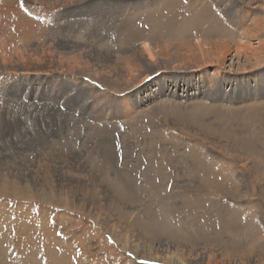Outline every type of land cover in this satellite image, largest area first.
<instances>
[{"label": "rangeland", "instance_id": "obj_1", "mask_svg": "<svg viewBox=\"0 0 264 264\" xmlns=\"http://www.w3.org/2000/svg\"><path fill=\"white\" fill-rule=\"evenodd\" d=\"M256 1L231 0L230 3L237 5L236 10L247 12L248 5L252 2L264 6V0ZM59 5V0H0V58L6 64L1 67L10 69L8 65L11 61V64L17 62L23 67V71L26 69L22 75L10 72L2 76L0 107L13 110V116L18 108L27 116L28 111H34L43 103L49 104L35 98L33 94L49 91V82L55 80L52 71L55 68L53 58L57 55L55 43L86 45L89 40L83 38L88 37L95 41V45L100 43L103 44L102 47L112 49V45L105 43V39L102 40L99 35L107 26L105 22L91 23L84 34L77 33L75 41L68 39L70 31L59 28L60 32L58 26L74 20H68V11L64 17L59 15L58 9L62 11L61 8H64ZM171 8L176 9L171 11L162 8L156 11L154 7L137 13L126 24L131 27V30L127 29L128 34L132 33L131 38L156 39V45L160 41L181 44L179 35L173 29L192 20L190 25L194 24L193 21L198 23L188 28L184 26V41L218 39L217 42H227L234 55L241 45H256L253 38L246 40L245 35L236 29L233 19H223L220 7L214 5L212 0H177ZM252 12L248 13L247 21L250 23L258 18L260 26L264 27V15L261 11ZM31 13L34 14L33 18ZM94 17L95 15L92 18ZM213 22L221 26L222 35L212 38L209 36L213 31L210 28L215 25ZM96 29L101 31L97 33ZM90 31L92 32L89 33ZM118 32L114 30L112 38L115 39L114 48L119 50V45L124 43L122 35L127 33ZM204 35L208 37H203ZM187 36L190 37L186 38ZM138 42H135L136 45ZM141 43L140 41L139 44ZM69 50L71 51H66ZM251 55L240 56L238 60L231 59L229 68H243L249 77L261 76L264 71V56L261 54V59L254 60L255 56ZM245 76L243 74L242 78ZM45 81L47 84L38 87L37 84ZM7 86H10L11 93L17 87L20 93L18 99H11V94L6 95ZM54 93L51 94L53 104L59 109L58 114L66 115L71 133L62 141L64 147L61 154L73 152L75 166L81 168L79 163L86 160L88 170L78 171L68 166L53 178L54 175L50 173L52 177L42 164L49 166L57 161L55 156L48 152L31 154L24 146L23 138L15 140L17 149L7 153L13 169L22 174L28 173L31 177L43 178L49 174L46 181L48 186L35 189L36 184L5 173L9 161L0 164V264H165L143 259L141 253H134L127 247L122 248L123 240H119L118 236L123 231L129 233L127 243L132 240L133 245L137 238L145 243H155L163 238L173 244H178V241L188 242L196 249L211 242L223 244L225 248L238 243L240 250L244 247L242 254L248 251L252 253L257 249L256 244L249 246L250 238L247 234L253 230L257 237L264 236V227L259 224L258 215L264 208V199L250 195L244 199L241 193L244 191V182L264 184V99L255 97L254 101L249 102L239 99L237 104H214L204 99L188 102L163 98L154 105L141 109L129 121L117 120L118 124L112 126L113 123H106L107 119L103 123L96 118L88 119L81 114L79 104L78 107L63 105L60 109L61 97L57 94L54 98ZM25 94L31 103H27L29 101ZM58 114L56 116L60 117ZM174 120L193 126L198 134H185L180 131L181 128L176 130L170 125ZM104 123L106 124L103 125ZM77 152L82 155L80 159L76 156ZM45 155L51 157L50 161ZM30 162H34L33 165ZM112 165L114 169L109 170ZM93 173H98L97 184L91 182ZM70 176L91 185V189L82 192L85 207L87 203H95L97 199H101L104 204L105 198L101 191H107L114 184L118 187L129 184L126 192L114 187L118 195L110 198L109 208L114 211L112 219L121 221L118 236L114 235L115 232L109 226L103 227L95 219L73 209L71 196L56 186L61 182L68 184ZM224 177L230 178L231 182L227 185L229 188L221 184L218 188L217 182H222ZM238 183L239 192L231 191L232 185ZM150 186L154 190H150ZM195 186L203 191L202 194L191 191ZM225 188L231 192L230 195H220ZM216 189L220 191L217 192ZM91 190L97 196L92 197ZM74 195L76 198L80 197L78 191ZM129 196H134L135 199L127 198ZM93 209L99 210L96 207ZM238 235L240 238L242 236L241 241L235 238ZM244 242H248V245H244ZM262 249L264 252V247ZM232 250L237 252V249Z\"/></svg>", "mask_w": 264, "mask_h": 264}, {"label": "bare ground", "instance_id": "obj_2", "mask_svg": "<svg viewBox=\"0 0 264 264\" xmlns=\"http://www.w3.org/2000/svg\"><path fill=\"white\" fill-rule=\"evenodd\" d=\"M59 1L62 5H59V7H64L61 8L63 9L62 11H59L57 8L59 15L64 17L66 11H68V20H74L72 22H66V24L58 26V29L60 28L62 31H70V34H68V39L75 41V38L78 36L79 32L84 34L85 29H88V25L91 23L105 22L104 24H107V26L106 28L104 27V31L99 33L102 27L99 30H96L98 31L97 33L101 35V39H105V43L110 44V46L112 45V49L109 47H102L103 44L100 43L95 45V41L93 39H88V37L83 38L85 40H89V44L86 45H70V43L65 42L61 44L55 43L57 55H55L56 59L53 58V66H55V68L52 70L55 80H51V82H49L51 83V89L49 91H46L43 94H33L35 98L42 99L45 102H49V104L43 103L40 107L35 108L34 111H28V117L25 116V114L19 108L17 109L15 116H13V110H9L7 107H0V151H3L0 152V164L8 163L9 161L10 164L6 165L7 170L5 173H8L11 176L17 177L19 179L21 178L26 182H32L33 185L36 184L35 189L48 186L46 181L50 173L54 175L53 177L50 174L53 178H55L57 175H60L63 172V169H67L68 166H71L78 171H85L88 170L87 166L89 165L88 164L86 166L88 162L86 160L81 161L83 159L82 158L80 160L81 162L79 163L81 168L78 166L76 167L74 164L75 162H73V152H67L65 155L61 154L62 148L64 147L62 146V141L68 136V134L71 133L69 132V123L66 121V115L58 114L59 109L53 104V97L51 94L54 92V98L57 94L59 97H61L60 101L63 104L60 102V109H62L63 105L68 107L72 104V106L76 105L78 107L79 104V106H81V114H84L88 119L94 120V118H96L102 123L105 121L104 119H107L106 123H113L112 126H114V124H118L117 120L129 121L141 109L152 106L163 98H166V100L174 99L175 101L183 100L188 102H192L193 99H195V101L196 99H204L208 103L213 102L214 104H237L239 99H241L243 102H249L251 100L254 101L255 97L264 99V71L259 77H249L243 68H229V66H231V63L229 62H231L230 60L233 58H237L238 60L240 59V56L246 57L252 53V55L255 56L254 60L261 59V54L264 56V27L260 26L258 18H256V20H252L250 23L247 21L249 19V12L260 10L264 15V6H261V3L257 5L256 3L252 2V4L248 5L249 11L246 12L244 10H236L235 8H237V5L235 6L234 3H230L231 0H212L214 5L216 4L220 7L224 17L223 19H233L235 25H237L236 29L238 28L239 31L245 35L244 38L246 40L253 38L254 42L256 43V45L251 44L253 47L246 44L241 45L238 50H236V54L234 55L231 52L227 42H217L218 39H201L202 41L198 42H190L189 40L184 41L185 36L183 35L182 31H184L185 28L198 23L197 21H193L194 24L190 25L192 20H190L189 23L187 22V24L181 23L183 26L173 29V31L179 35L181 44H174L172 42L166 44L164 42L160 41V43L158 41L159 43L156 45V39L150 37H142L140 39L131 38L132 33L128 34L129 30H127L129 28L131 30V27H127L126 24H128L129 21H132L137 13L145 12L149 9H153L154 7L156 11L161 10L162 8H167L168 10L173 11L176 8L172 9L171 7L177 2V0H167L166 2L165 0ZM101 4L104 5L101 6ZM232 12L233 16H231ZM94 15L95 17L92 18ZM212 20L213 19H211V21ZM214 24V27L210 28V30L213 31L210 32L211 35L209 37L212 38L219 34L222 35L220 30L221 26L217 22ZM184 26L186 27L184 28ZM74 27L76 29H74ZM91 27L93 28V26ZM114 30H118L121 33L123 31L124 33H127L126 35H122L124 43L119 45V50L115 49V39L112 38L114 37ZM222 31L225 32L227 30L222 29ZM91 32L92 31L89 33ZM129 36L130 39L128 38ZM189 37L187 36L186 38ZM203 37H208V35H204ZM137 41H141L142 43L139 44L138 42L136 45L135 42ZM68 49H71V51H66ZM0 59V84H2V76H4V74L13 72L22 75L24 72H26V69L23 71V67H20L17 62H12L11 64V61L8 65L10 69H5V67H1L6 65L5 61L2 58ZM243 74H246L244 79L242 78ZM40 83L37 84L38 87L39 85H45L44 83L47 84V81ZM37 85L36 89H38ZM6 88V95L9 96L11 94L9 96L11 99H18L20 93L17 87L12 91V93L10 92V86H7ZM121 93L123 95L118 96ZM65 94L66 97H63ZM24 96H26V94ZM27 96L26 98L28 99ZM27 103L31 102L29 101ZM105 108L109 109L105 110ZM11 114L12 117L10 116ZM57 114L60 115V117L56 116ZM78 117L80 118V116ZM173 122L178 125L174 124ZM173 122L170 123V125L175 127L176 130H178L177 128H181L180 131L185 134H191L194 136L198 134L197 129L191 125L180 124L176 120ZM77 125L78 124H76V127ZM65 132L67 135L64 136ZM20 138L25 140L24 146H26V149L30 151L31 154L37 155L39 153H49L52 156H55V160H57L53 162L55 164L51 163L49 166L42 164L45 168L47 167L45 169L47 172H49L47 176H44L43 178L38 176L31 177L28 173L22 174L18 170L15 171L13 169L12 161L9 160L7 153L11 150L17 149L18 146L15 140ZM97 141L99 142V140ZM65 143H67V140ZM75 145L77 144L75 143ZM76 156H78L79 159L82 157V155L78 152ZM45 157H48L47 160L50 161L51 157L49 158V155H45ZM90 158L92 159V157ZM33 163L34 162H30L31 165H33ZM109 168V170L114 169V165ZM97 174L98 173L92 174L94 177L93 180H91L92 183L97 184V182H99ZM217 174L219 175V173ZM69 178L70 180H67L68 184L64 185L61 182L60 184H56V186L59 190H63L67 195L71 196L73 209L75 211L85 213L88 217L98 221L103 227L109 226V229L115 232L114 235L118 236V229L121 221L117 220L116 218L115 220L112 219L114 211L112 212L111 210L113 209L109 208L110 198H115L118 195L115 188L118 191H122L127 189L129 184L121 187H118V185L116 186L114 184L115 188L111 187L107 191H101L102 197L105 198H102L105 200L104 204H102L101 199H97L95 203H87L85 207L83 205L85 198H82V192L91 189L90 183L81 179L78 180L73 176H70ZM218 182L217 186L219 188L220 184L228 187L227 185L231 181L230 178L228 179L224 177L222 182ZM244 185L245 187L242 188L244 191L241 193L244 199L247 198L248 195L254 197L257 196L264 199V184L262 182H255L252 184L244 182ZM239 188L240 184L238 183L236 185H232L230 190L237 193ZM150 190H154V187L150 186ZM76 191H78L80 194L79 198H76L74 195ZM126 191L127 190L124 192ZM191 191L200 194L203 192L197 186H195V188H193ZM215 191L219 192L220 189H216ZM90 193H92V197L97 196V193H94V195L92 190ZM230 194L231 192L226 188L220 192V195L223 196ZM72 196L75 197L73 198ZM127 198L135 199L134 196H129ZM232 198L233 197H231V199ZM117 204L118 202H116V205ZM93 207L99 208V210H95ZM115 209H117V206ZM258 215L260 220L259 224L264 227V208L258 212ZM255 223L257 222L255 221ZM123 232V234L118 236V239L120 238L123 240L121 247H127L129 250H133L134 253H141L142 256H144L141 258L146 260L161 261L165 264H264V252L262 251V247H264V236L257 237L253 230L247 234V237L250 238L249 246L256 244L257 249L252 253L248 251L244 254H242L244 247L242 250H240L237 247L238 243L233 247L225 248V246L220 243L206 242L207 244L205 246L203 245L204 247L196 249L191 243H180L178 240V244L169 243L168 241H164L163 238L155 241V243H150L149 241V243H145L142 242L141 238H137L134 241L135 245H133L132 240L127 243V237L129 233L126 231ZM235 238H238L241 241L242 236L240 238L238 235ZM247 243L248 242H244V245H248ZM139 248L142 250H139ZM232 249H237V252L233 251ZM253 249H255V247Z\"/></svg>", "mask_w": 264, "mask_h": 264}]
</instances>
